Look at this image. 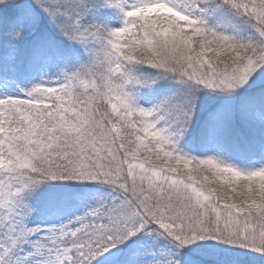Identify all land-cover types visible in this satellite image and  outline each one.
Listing matches in <instances>:
<instances>
[{
  "label": "snow or ice",
  "instance_id": "1",
  "mask_svg": "<svg viewBox=\"0 0 264 264\" xmlns=\"http://www.w3.org/2000/svg\"><path fill=\"white\" fill-rule=\"evenodd\" d=\"M0 264H264V0H0Z\"/></svg>",
  "mask_w": 264,
  "mask_h": 264
}]
</instances>
